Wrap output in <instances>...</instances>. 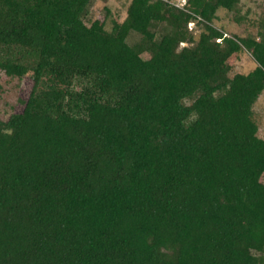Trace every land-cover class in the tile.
Wrapping results in <instances>:
<instances>
[{
	"label": "trees",
	"instance_id": "16d2710c",
	"mask_svg": "<svg viewBox=\"0 0 264 264\" xmlns=\"http://www.w3.org/2000/svg\"><path fill=\"white\" fill-rule=\"evenodd\" d=\"M173 2L107 29L93 0H0V73L33 84L0 118V264H264V27ZM242 48L256 66L229 76Z\"/></svg>",
	"mask_w": 264,
	"mask_h": 264
},
{
	"label": "rangeland",
	"instance_id": "374dc122",
	"mask_svg": "<svg viewBox=\"0 0 264 264\" xmlns=\"http://www.w3.org/2000/svg\"><path fill=\"white\" fill-rule=\"evenodd\" d=\"M131 0H93L87 15L88 22H101L104 20L105 27L110 29L113 21L122 20L126 8ZM240 15L245 16L239 23H235L232 15L226 11H219L218 20L214 26L220 29L227 36L257 38V32L264 27V0H240ZM106 9L109 14H106ZM200 20V18L198 17ZM188 24V29L196 37L199 29ZM183 44H181L182 46ZM150 52V50H148ZM256 62L246 49L231 55L224 63V69L229 71V76L235 73L246 74L254 69ZM32 80L26 75L23 78H10L0 73V118L6 120L10 114L21 112L24 104L30 96ZM252 119L257 124L258 134L264 138V90L253 106ZM264 182V176L261 179Z\"/></svg>",
	"mask_w": 264,
	"mask_h": 264
},
{
	"label": "built area",
	"instance_id": "2783aa9c",
	"mask_svg": "<svg viewBox=\"0 0 264 264\" xmlns=\"http://www.w3.org/2000/svg\"><path fill=\"white\" fill-rule=\"evenodd\" d=\"M187 0H174L172 3L175 7L183 9Z\"/></svg>",
	"mask_w": 264,
	"mask_h": 264
}]
</instances>
